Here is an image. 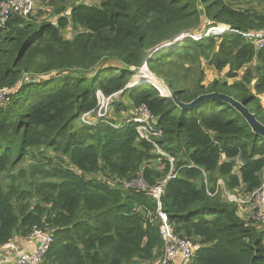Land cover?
I'll return each mask as SVG.
<instances>
[{
    "label": "trees",
    "instance_id": "trees-1",
    "mask_svg": "<svg viewBox=\"0 0 264 264\" xmlns=\"http://www.w3.org/2000/svg\"><path fill=\"white\" fill-rule=\"evenodd\" d=\"M81 1L48 0L54 22L33 11L0 27V174L29 156L47 160H34L30 176L41 178L28 185L0 183V247L36 226L53 235L42 264H159L161 213L192 246L191 264H264V223L239 217L236 203L214 194L264 185V137L226 102L186 110L149 83L129 86L146 63L177 102L222 94L264 126V51L241 35L264 30V0L259 12L229 0ZM218 25L228 30L206 35ZM200 59L238 80L181 85L178 70ZM98 93L111 113L101 116ZM140 106L155 118L168 157L130 122ZM170 169L175 178L156 200L151 190ZM136 181L147 188L125 187Z\"/></svg>",
    "mask_w": 264,
    "mask_h": 264
},
{
    "label": "built area",
    "instance_id": "built-area-1",
    "mask_svg": "<svg viewBox=\"0 0 264 264\" xmlns=\"http://www.w3.org/2000/svg\"><path fill=\"white\" fill-rule=\"evenodd\" d=\"M35 8L34 0H0V27H4L8 19L13 15H20L22 17H28L32 14ZM215 28L208 31H214ZM228 30V28H222L217 34ZM215 30L214 32H216ZM208 35V34H207ZM243 38L250 40L255 51H264V30L256 32H245L241 34ZM195 40L201 38L200 35L188 36ZM149 83L147 81H143ZM157 83V82H156ZM138 83H133L130 87H133ZM150 84V83H149ZM152 85V84H151ZM156 87L155 85H153ZM157 88V87H156ZM157 90H159L157 88ZM3 90H0V100H2ZM160 94L163 97H168V94ZM99 112L107 108L108 99L104 98L100 93L97 94ZM85 116V115H84ZM82 117V122H84ZM130 122L136 125V132L141 139H144L150 145H152L157 153L165 155L158 147L157 140L161 136V131L156 128L155 118L149 114L144 106H140L135 109L134 114L130 118ZM85 123V122H84ZM170 162L172 159L169 158ZM175 178V173L170 169L165 180L151 190L153 197L158 200L162 192V187L165 183ZM222 181H217V186H222ZM125 187H137L141 190H145L147 186L142 181H136L131 184L125 185ZM223 187V186H222ZM224 189V188H223ZM215 194V193H214ZM230 200L228 202L242 203L244 205H250V209L253 211L254 219L260 223H264V185H262L256 191L242 196L239 200H236L233 196L228 195ZM160 204L158 203V206ZM239 207V206H238ZM161 220L160 233L163 240V252L160 259V264H175L178 260L180 264H191L193 255V248L189 242L182 240L172 235L169 226L166 223L165 216L159 213ZM27 241L30 244L28 250H18L13 242L10 240L5 245L0 247V252L9 251L10 256H3L0 259V264H42V260L50 245L53 242V235L51 232L43 231L42 229L34 226L27 237Z\"/></svg>",
    "mask_w": 264,
    "mask_h": 264
},
{
    "label": "rangeland",
    "instance_id": "rangeland-1",
    "mask_svg": "<svg viewBox=\"0 0 264 264\" xmlns=\"http://www.w3.org/2000/svg\"><path fill=\"white\" fill-rule=\"evenodd\" d=\"M34 2H35V9H34V13L32 15L33 17L34 16L39 17L38 21H43V22L44 21H52V22L55 21V18L52 16L53 8H52V6L51 7L48 6V0H34ZM81 2L88 4L89 0H82ZM91 2L93 4H89V5L98 4V2H94V1H91ZM229 4L235 10H242V11L248 10L249 12H259L263 9V0H231V1L229 0ZM39 13L41 15H39ZM219 26H221V25H218V26L213 27V28H215V30H218ZM223 28H226V27L223 26ZM220 30H222V28ZM214 31H207L206 35L207 34L208 35H219V34H217L219 31H216V32H214ZM63 34L65 36L71 35V31L66 30V31H64ZM186 68H190V69L188 70V72L184 73V70ZM141 70L138 71L137 74H135L133 76L134 79H133V81H131V85L133 83L140 84V83H142L141 81H147L150 84L155 85L162 94H165V93L168 94L169 93V91L164 87L162 82L158 83L157 80L155 79V77L147 69L142 68ZM226 72L227 71L217 72L205 60L200 59L199 61L195 60V62H193V63L192 62H186L185 64H183L182 67L178 70V77L180 78L181 85H183V86H185V85L190 86L199 79H201V81L205 85L210 84L213 80H228L229 82H232L234 80H238V77H237L235 79H230L231 80L230 81L226 77ZM242 72H243V70H240L238 72V76H240ZM258 98L260 100L261 106L264 109V94L260 95ZM107 112L111 113V110L110 109L108 110V108L102 110L101 116H103ZM82 117H85V116H81V118L79 120L80 122H82ZM121 117H122V115H121ZM84 122L88 123V120L86 118H84ZM35 156L36 157H34V158L29 156L26 159H24L23 161H21L18 165H16V167H14L10 171L9 175L6 173L0 174V183H3V184H6L8 182L10 183L14 179L16 181L15 182L16 185H23L24 184V186H25V185L30 184L32 181H35L36 179L41 178L38 175H36V178L32 179L30 176V169H31L32 164L35 163V161H34L35 159L39 160L41 162H44L47 160H44L43 156H41L40 158L38 157V155H35ZM47 156L52 160L53 164L57 163L58 159H57L56 154L47 153L46 157ZM20 172H22L23 175H21ZM216 187L218 188L217 184H216ZM220 193H222L221 198H223L226 201L230 200V198L227 197L228 195L233 196L236 200H239L240 197L245 196L243 194L236 195L235 193L228 192L223 188L222 189L219 188V190L216 189L215 195L220 194ZM240 195H242V196H240ZM238 206L239 207L237 209L238 210L237 214L239 217L245 218V219H247V218L254 219L253 211L250 209V207H251L250 205H244L243 206L242 203H238Z\"/></svg>",
    "mask_w": 264,
    "mask_h": 264
},
{
    "label": "water",
    "instance_id": "water-1",
    "mask_svg": "<svg viewBox=\"0 0 264 264\" xmlns=\"http://www.w3.org/2000/svg\"><path fill=\"white\" fill-rule=\"evenodd\" d=\"M142 68L147 69L146 67V63L144 64V66ZM141 68V69H142ZM140 69V70H141ZM139 70V71H140ZM142 71V70H141ZM142 73V72H141ZM133 77L131 79V81H133ZM131 81H130V85H131ZM143 83V81H141ZM159 83V81H157ZM162 84L164 85V87L169 91L168 96L171 97L175 103L178 105L179 108L181 109H193L195 107H197L199 104L206 102V101H219V102H226L228 104H230L234 109H236L241 116L244 118V120L248 123V125L250 126L251 130L255 133L258 134L262 137H264V126L262 124H260L256 118L255 115L250 113L243 104L235 101L234 99L222 95V94H217V93H210V94H204V95H200L199 97H197L196 99H194L192 102H190L189 104H182L177 102L174 97L173 94L171 92V90L166 86V84L161 81ZM129 85V86H130ZM126 87L125 89L129 88ZM159 91V90H158ZM160 92V91H159Z\"/></svg>",
    "mask_w": 264,
    "mask_h": 264
},
{
    "label": "crops",
    "instance_id": "crops-1",
    "mask_svg": "<svg viewBox=\"0 0 264 264\" xmlns=\"http://www.w3.org/2000/svg\"><path fill=\"white\" fill-rule=\"evenodd\" d=\"M13 242L18 250H28L30 247V244L27 241V239H16V240H13ZM10 253L11 252L9 251L0 252V259L3 256H10Z\"/></svg>",
    "mask_w": 264,
    "mask_h": 264
}]
</instances>
